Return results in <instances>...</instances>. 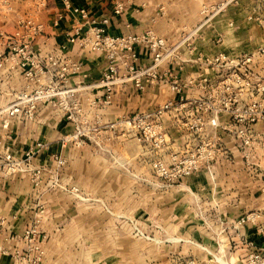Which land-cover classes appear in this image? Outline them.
I'll list each match as a JSON object with an SVG mask.
<instances>
[{
  "label": "crops",
  "instance_id": "obj_1",
  "mask_svg": "<svg viewBox=\"0 0 264 264\" xmlns=\"http://www.w3.org/2000/svg\"><path fill=\"white\" fill-rule=\"evenodd\" d=\"M123 1H126L125 10L119 15L113 13L115 0H70V3L73 8H85L91 18L107 17V32L109 34L121 35L126 32H141L152 28L159 35H165L164 37L169 42L168 45L174 48H171L172 53L159 64L155 72L159 75L169 72L172 77L177 78L179 84H182V99L169 90L167 84L156 83L145 92H139L131 81L125 80L115 85L110 104L103 108H98V104H91L92 100L100 98L103 91L97 83L106 66V58L102 52H92L81 48L78 44L67 42V37L71 34L73 26L82 25V31L86 30L84 25L86 20L77 12L65 9L59 0H54L48 3L47 7H43L44 34L36 37L32 43L34 48L42 52L66 44V57L76 67L71 70L65 85L77 89L76 94H78L80 105L84 112L88 113V119L92 124H98L99 129H104H101L99 133L104 135L106 140L116 142L117 146L113 152L117 154L115 156L125 162V164L104 166L105 171L108 173H128L129 171L143 173L144 167L139 162L128 165L129 150L126 146L132 144L133 149L136 150L132 155L139 161H143L144 158L150 160L156 157V152L151 155L146 154L147 146L144 143L141 144L133 137V134H128L126 131L109 133L108 123L131 111H146L171 100L174 102L173 107L166 112L168 114L165 113L166 115L163 116V123L170 135L171 149L177 150L186 142L194 145L198 137H200V141L210 139L208 134L212 136V134H220V132L217 128H211L207 123H205L204 133L201 132L197 134V138L194 136L191 137L192 139L180 137L176 126L185 111L194 107V102L190 99L200 92L192 84L193 82L188 83V80L198 74L208 77L214 72L203 66L201 70H198V65H194L198 54L188 53L185 46L189 44L180 43L184 37L180 36L182 30L192 28L199 21L197 16L199 0ZM28 3L30 4V2ZM28 3L25 5H29ZM159 4H164L162 13H159ZM248 9V5H240L238 7L239 14ZM58 14H62V18L55 24L54 18ZM11 19L9 29L15 30L18 28L17 18L12 16ZM2 25L4 26V23ZM247 26L251 27L249 24ZM243 29L238 26L232 32V36L225 43L222 42L224 46L221 48L222 43L215 46L209 42L208 38L203 37L196 40L195 43H191L201 52L199 55L203 60L209 51H213L214 47L216 50H224L231 43L239 44L242 37H245L246 31H242ZM254 29L257 27L252 26L249 33L255 34ZM251 43L255 45L256 40H252ZM150 62L149 52L143 48L140 49L138 65L146 66ZM117 72L119 75H124L120 64L117 65ZM224 75L225 72L217 71L215 76ZM46 78L47 76L42 74L40 81L43 82ZM28 84L22 68L16 67L10 70L9 65H6L0 70V264H23L24 261L16 259L15 255L25 252L27 244L23 237L24 231L32 226H36L38 236L42 238L45 250L44 260L46 259L44 264H49V258L60 250V238L65 233L63 224L65 205L72 206L75 212L74 222L86 218L84 217L86 214H83L85 208L80 207L83 202H77L73 197L59 196V194L51 196L43 182V178L47 175L45 172L39 174L40 180L32 179L34 170H43L45 165H41H47L49 151H53L52 149L40 151L38 157L33 159V167L28 170H18L10 165L13 159L21 158L34 141H57L70 130L69 123H66L57 112L55 113L54 106L45 102L38 105L40 111L33 120L21 122L17 120L18 116L10 113L9 107L14 101L16 93L24 89H31V87H27ZM30 84V86H34L33 82ZM201 88L203 87L201 86ZM203 115H206L205 112ZM224 117H227V114H224ZM204 120H207L206 116ZM220 121H222V117ZM253 129L256 137L264 140V125L255 124ZM221 140L225 149H228V154L226 158H220V161L213 165L212 175L209 176L205 170H201L183 178L177 186L176 189H183L190 195L189 198L184 196L185 200L183 201L181 199L177 202L173 200L172 204L182 209L180 213H170L167 218L162 217L161 199L153 193L152 203L158 204V210L154 212L158 214H155L154 217L158 221H167L168 219L173 226H184V231L178 228L179 232H173L174 234L171 232L168 235H178L182 230L184 235L195 240L200 238L201 243L210 247L216 245L214 237L222 240L223 248L226 252L231 253L232 264H242V255L248 246L244 241L248 240L257 246H264V147L261 148L255 144L253 163L248 165L236 149L235 140L231 136L223 133ZM112 147L114 146L110 147L111 151ZM163 158H166L165 155ZM75 161L76 159H74V163ZM45 167L47 171V166ZM73 173L74 177L78 174L77 172ZM142 183L139 181H108V189H118L120 195L89 199V202L86 203L90 207L93 206L89 210L93 214L88 215L97 216L100 205L105 206L106 209L110 208L111 211L108 212V215L104 213L105 217L108 216V220H112L113 216H124L128 212L139 215L146 204L141 191L145 189L146 184ZM152 185L154 184L152 183ZM130 190L136 191L129 197ZM153 190L157 189L153 188ZM113 211H115V215ZM198 212L200 215L197 214ZM247 212H255L258 215L256 226L247 224L238 231L232 230L229 223ZM202 220L211 223V227L200 226L199 223ZM258 228L262 229V233L258 231ZM170 230L172 231V229ZM190 259L187 257L184 261ZM192 259L195 260L194 257ZM195 262L198 264L197 261Z\"/></svg>",
  "mask_w": 264,
  "mask_h": 264
},
{
  "label": "rangeland",
  "instance_id": "obj_2",
  "mask_svg": "<svg viewBox=\"0 0 264 264\" xmlns=\"http://www.w3.org/2000/svg\"><path fill=\"white\" fill-rule=\"evenodd\" d=\"M115 1L122 2L126 6V1ZM28 2H30V4ZM51 2L43 0H0V31L10 32L14 30L9 29L12 16L17 18V23L21 18H25L26 15L27 17L31 16L29 18L43 23V7H47L48 3ZM26 3L29 5H25ZM197 5V16L199 21L192 28L182 30V35L180 36L184 37L183 39L181 38L182 40H180V43L185 42V44H189L185 46L188 53L198 54L195 58L196 61H194V65H198L199 67L198 70H201L203 66L213 71L214 74L208 75V81L205 83L202 82L200 74L196 75L194 78H190L193 82L192 84L197 87L200 92H198L197 96L190 99L191 101L193 100L194 107L189 111H185V114L180 118L181 123H188V125H190L193 118L201 117L203 120L205 116L209 118L212 115L210 113L211 110L208 109L204 116L201 109L198 108L201 104H209L217 108L221 105V97L223 95L226 97L233 95V93L222 94L219 91L218 86H220L219 81L222 76L216 77V72L223 71L225 74H229L232 71H237L239 79H235L237 89H235L236 102L233 107H238V112L245 118L256 115V124L264 125V85H262V83L264 84V56L257 54L259 49L264 47V0H199ZM240 5H248L249 9L239 14L238 7ZM27 6L29 7L27 8ZM158 9L159 13L164 12V4H159ZM3 23L4 26L2 25ZM247 24L251 27H248ZM245 25L246 27H244ZM238 26H241V29L244 27L242 31H246L245 37H242V41L239 44L231 43V45L226 46L224 50H216L213 46V51H209L206 58L201 60L199 55L201 52L191 42L195 43L196 40L203 37L208 38L209 42L215 46L221 44L223 41L225 43ZM252 26L257 27V29H254L255 34L252 31V33H249ZM17 29L18 28L15 30ZM184 31L186 32L184 33ZM146 32H151L155 37L164 39L167 45L166 53H172L173 50L171 48L174 47L168 45L169 42L166 37H164L165 35H159L152 28H147L141 32H126L123 34L139 36ZM252 40H256L255 45L251 43ZM223 46L224 44L222 43L220 48ZM142 48L147 50L151 55L149 48L145 46L136 47L137 59L134 62L133 60L129 61L130 64L134 65L136 71L144 70L151 66L152 63L151 55V62L148 65H138V52ZM248 56H250L251 59L245 61V58ZM231 61H238V64L233 66ZM130 77L129 75L126 78L124 75H119L118 72L113 74L112 80L114 82L111 85V97L117 83L129 80L133 84V79ZM171 79L174 78L163 76L162 74L160 77V81L162 82L160 83L169 86L168 83ZM100 80L101 78L97 84L100 83ZM143 81L147 84L146 89L142 91L145 92L154 84L152 83L154 77L152 75H145ZM201 86L203 88H201ZM176 94L179 95L180 98L182 97V92ZM104 100L105 98L102 97L101 102L97 105L98 108H103L105 105H108L103 103ZM168 102H172L173 107L174 102L171 100L163 104ZM42 103L41 101L36 103V107L32 109V116L30 117H25L20 112H18L20 115H14L18 116L17 120L21 122L33 120L40 111L38 105ZM66 103L69 108H62L60 105L51 106H54L53 110H55V113L57 112L66 123H69L70 130L57 141H34L24 155L21 158L13 159L11 164L18 170H28L33 167V159H35L40 151L52 149L53 151H49L50 154L47 165H41L47 166V171L45 170V166L43 170H34V172H32V179L40 180L38 177L40 176L39 174L45 172L47 175L43 178V182L51 196L55 194V196H57L59 194V196L64 195L66 198L73 197L77 202H83L80 207L85 208L83 214H86L84 215L86 218L83 220H76V222L73 220L75 212L72 206H67L68 204L65 205L63 223L65 225V233L64 236L60 238V250L53 254V257L49 258V264H186L189 261H197L198 264H232L230 259L231 253L226 252L223 248L222 240L214 237L213 239L216 245L214 247L206 246L201 243L200 238L195 240L184 235L183 225L173 226L172 222H169L168 219L167 221H158V219H155L154 215L158 213L154 212L158 210V204L152 203L154 194H157V198L159 197L161 199V216L164 218H167V215L170 213H180V210H182L179 209V206H174L172 204L174 201L177 202L179 199L183 201L185 200L184 196L187 198L190 197L183 189H176L181 180L174 183L166 182L154 172L152 167V162L156 158H160L166 162L168 161V153L171 149L170 141V149L160 150L153 149L147 140L146 142H141V144L144 143V145L147 146V151H145L146 154L151 155L156 152V157L150 160L144 158L143 161L136 160V157L132 155L136 150L133 149L132 144L127 145L126 148L129 150L128 165L130 166L131 164L139 162V164L144 167V172L136 173L129 171L128 173H108L105 171V168H103L104 166L107 167L110 164H125L124 160L115 156L117 154L113 152V149L117 146L116 142L108 141L104 135H100L99 132H101V129H104H99L100 126L98 124H92L90 122L88 113H85L80 105L78 94L74 93L70 98L66 97ZM252 103H257L258 107L250 110L249 106ZM161 105L141 112H148L150 114L149 124L155 125L156 122L157 127L154 128L156 132L160 131L161 134L166 133L170 138L169 131L163 123V116L168 114L166 113L168 110L161 114L159 118L152 119V111ZM230 106L232 107V105ZM195 108L198 109L195 111ZM138 111L140 110L131 111L126 115L118 117L117 120L108 123V132L115 134L114 131H119L120 133L126 131L128 134H133V137L137 139L138 133L137 130H135L137 128H130L123 119ZM230 111L231 110H228V113H220L219 119L221 117L222 120L228 118ZM224 114H227V117H224ZM49 126L52 127L51 125ZM176 127L178 128L179 136L187 138L196 137L197 134L201 132L204 133L205 131V124H198V128L201 129L192 133L191 136H188L189 132L186 130V126L180 124ZM138 130L142 133L141 129ZM192 130L194 131V129ZM145 131L148 135L153 129L145 128ZM207 136L210 137V140H214L217 135L212 134L211 136L208 134ZM197 139L194 145L186 142L177 150L196 148L202 141H200V137ZM254 143L258 147H264V140L260 137H256ZM235 145L236 149L241 153L245 163L248 165L253 163L255 155L254 147L251 150V156L246 159L243 155V150L237 146L236 142ZM111 146H114L112 147V151L110 148ZM225 152L227 153L220 156L216 162L220 161V158L227 157L228 149H225ZM164 155L166 158H163ZM74 159H76L75 163ZM216 162H214L213 165ZM73 172H77V176L74 177ZM207 173L209 176L212 175L211 172ZM108 181H139L143 182L142 184H146L145 189L141 190L144 194L146 204L139 215L128 212V214L124 216H113L112 220H108V216L105 217L104 213L108 215V212L111 210L110 208L106 209L105 206L102 205L98 206L97 216L88 215L93 214L89 211L93 206L90 207V205L86 203L89 202V199L116 197L120 195V190L113 188L108 189ZM152 183L154 185H152ZM153 188L157 190H153ZM135 191L136 190H130L128 196L130 197L131 194H135ZM113 213L115 215V211H113ZM199 213L200 212L197 214L200 215ZM249 213L251 212L244 213L243 215ZM235 220L229 223L231 229L234 231H238L240 228H243L244 225H247L243 224L236 227ZM199 225L205 228L211 227V223L204 220H202V222L200 221ZM178 228L183 230L180 231V234L168 235L171 232L172 234H174L173 232H179L178 230L180 229ZM170 229H172V231ZM260 233H262V231ZM244 243L248 246L242 255V264H247L248 261L251 260L252 252L264 256V246H257L252 241L248 240L244 241ZM249 243H252L251 246ZM251 247H255L256 249L252 250ZM41 248L42 253H34L33 259L36 260V257H38L37 263L44 264L46 259L44 260L45 250L43 243ZM190 248H193V251ZM187 257L191 259L185 262L184 260ZM192 257H194L195 260L192 259Z\"/></svg>",
  "mask_w": 264,
  "mask_h": 264
},
{
  "label": "built area",
  "instance_id": "obj_3",
  "mask_svg": "<svg viewBox=\"0 0 264 264\" xmlns=\"http://www.w3.org/2000/svg\"><path fill=\"white\" fill-rule=\"evenodd\" d=\"M51 2L54 0H43ZM63 7L67 10L77 12L86 21L84 25L86 30L82 31V25H75L71 29V34L67 37V42L72 44H78L81 48L92 51L102 52L106 58V66L103 70L100 85L103 88V92L99 99L92 100L91 104H99L101 98L104 97V104H109L111 101V93L113 84V74L117 73V65L124 70V76H131L133 79V86L139 92L146 89L147 84L143 81L145 75H152L154 81L152 83H160L161 75L155 72V69L159 64L171 53H166V41L162 38L155 37L151 32H146L141 35H112L107 32V17L91 18L85 8H73L70 0H59ZM125 10V5L122 2L115 1L113 5V13L121 14ZM62 18V14H58L54 20L56 24ZM45 25L42 22L36 21L32 18H21L18 22V29L10 32L0 31V70L9 65V69L16 67L24 69V75L29 82L27 87L31 89H24L16 93L14 101L11 103L9 110L11 114L22 113L25 117L32 116V109L36 107L38 101L48 103L49 105H60L62 108H69L66 103V97L70 98L76 93V88L66 87L68 75L71 70L76 67L66 57L65 49L66 44H62L54 47L50 51L42 52L33 47V41L36 37L43 35ZM145 46L149 48L152 55L151 66L144 70L136 71L133 62L137 59L136 47ZM257 54L264 56V47L260 48ZM250 56L245 58V61H249ZM232 65L238 64V61L232 62ZM231 65V66H232ZM45 74L46 80L41 82L40 76ZM163 76L172 77L171 73H166ZM169 80V88L174 93H180L182 91V84L180 85L178 79ZM235 79H239L237 71H232L229 74L222 76L219 81L218 89L222 94H230V97L222 96L221 105L217 108L209 104H201L199 109L202 113L211 110L212 114L207 120H203L201 117H196L191 120L190 125L188 123L178 122V125L182 124L186 126L188 130V136L197 132L199 129L198 124L203 125L207 123L211 128L218 129L220 134H216L214 140L204 139L200 142L196 148L182 149L173 151L169 146V137L166 133L156 132L155 125H150V114L147 112H135L131 116L125 117L123 120L130 128H137L138 140L140 142L149 141L150 145L155 150L170 149L168 153V161H164L160 158H156L152 162L154 172L164 181L174 183L180 181L183 178L201 171L211 172L212 165L216 160L223 156L225 148L222 145L221 134H227L235 140L237 146L243 150V155L247 159L251 156V150L255 149L254 140L256 134L253 130V125L256 124V115L250 118L243 117L239 112L238 107L235 105ZM202 82H207V76H201ZM30 82L34 83V86H30ZM188 83H192V80H188ZM262 85H264L262 83ZM233 98V99H231ZM232 105V107L230 106ZM172 107V102L165 103L152 111V119L159 118L161 114L169 110ZM258 107L257 103H252L249 109ZM195 108V111L198 109ZM68 110V109H67ZM231 110L229 117L220 121L219 114L225 113ZM228 113V112H227ZM20 115V114H18ZM198 116V115H197ZM203 120V121H202ZM135 127V128H134ZM145 128L151 131L146 134ZM138 129L142 130V133ZM194 129V131L192 130ZM11 165V164H10ZM12 167V165H11ZM257 214L251 212L249 214L240 216L236 219V227L243 224H250L256 226ZM261 232L262 229L258 228ZM24 239L26 241V250L24 253L16 254L15 258L20 261H24L23 264H39L37 259H33V254L42 253V238L38 236L36 226L27 228L24 231ZM250 246L252 243H249ZM252 250L256 249L251 247ZM187 264H195L193 261L187 262ZM247 264H264V256L252 252L251 260Z\"/></svg>",
  "mask_w": 264,
  "mask_h": 264
}]
</instances>
